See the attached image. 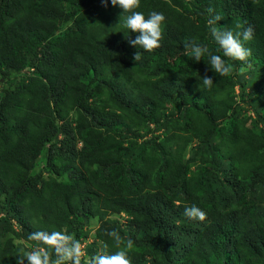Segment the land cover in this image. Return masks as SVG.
I'll return each mask as SVG.
<instances>
[{"label": "trees", "instance_id": "1", "mask_svg": "<svg viewBox=\"0 0 264 264\" xmlns=\"http://www.w3.org/2000/svg\"><path fill=\"white\" fill-rule=\"evenodd\" d=\"M209 8L217 27L253 28L250 66L225 57L220 76L190 58L186 41L223 55ZM136 10L166 17L151 52L111 0H0V264L42 246L35 231L83 243L92 219L86 260L116 251V230L132 264H264V0ZM193 204L204 221L184 215Z\"/></svg>", "mask_w": 264, "mask_h": 264}, {"label": "clouds", "instance_id": "2", "mask_svg": "<svg viewBox=\"0 0 264 264\" xmlns=\"http://www.w3.org/2000/svg\"><path fill=\"white\" fill-rule=\"evenodd\" d=\"M101 3L107 7L108 0H101ZM111 5L118 6L122 10L119 13V21L122 19L129 31L138 33L135 39H131L129 36L125 37L130 45L136 49L139 46L146 52H151L160 47V41L163 38L161 25L166 19L162 12L152 11L146 17L143 12L136 10L140 7V0H111ZM207 11L211 17L208 21L209 31L223 55L212 54L206 46L195 41H186L184 47L186 50H190L191 59L199 62L207 54L209 57L207 64L216 74L220 76L229 75L233 71V67L224 58L249 64L252 52L250 48L245 46V42L252 39L254 30L249 26L242 32L234 34L231 30L216 26L221 17L219 15L212 16L214 9L209 8ZM132 58L136 63L141 59V53L135 51ZM244 71L245 69L242 67L240 69L241 74ZM199 80V89L202 90L210 89L214 83L213 78L208 75L199 77ZM184 215L190 219L204 221L207 213L193 204L190 207H185ZM107 235L113 240L117 250L109 253L108 245L105 244L102 251L86 260L84 247L74 235H70L66 231H35L30 233L29 239L39 242L42 246L18 257L16 264H25V261L27 264H82V262L83 264H132L129 252L134 246V241L129 238L126 244L121 247L122 239L118 231H110Z\"/></svg>", "mask_w": 264, "mask_h": 264}, {"label": "rangeland", "instance_id": "3", "mask_svg": "<svg viewBox=\"0 0 264 264\" xmlns=\"http://www.w3.org/2000/svg\"><path fill=\"white\" fill-rule=\"evenodd\" d=\"M16 79H19L18 77H16ZM262 90H263V92H264V86H263V88H262ZM112 217H114V218H117V219H120L121 221H123V219H124V215H118V214H113L112 215ZM97 225H98V222H97V220L96 219H92L91 221H90V223H89V226H88V228H89V237H88V239L87 240H85L83 243H82V246L84 247V250H85V248H86V246L88 245V244H90L91 242H95V239L93 238V232H94V229L97 227ZM15 242H16V244H18V245H26L25 244V242L23 241V240H21V239H17V238H15ZM100 242L99 241H96V246H97V248L100 246ZM27 246V245H26ZM28 247V246H27ZM29 248V247H28ZM32 249H34L33 247L30 249L29 248V250L31 251ZM86 253V252H85Z\"/></svg>", "mask_w": 264, "mask_h": 264}, {"label": "built area", "instance_id": "4", "mask_svg": "<svg viewBox=\"0 0 264 264\" xmlns=\"http://www.w3.org/2000/svg\"><path fill=\"white\" fill-rule=\"evenodd\" d=\"M0 86H1V77H0Z\"/></svg>", "mask_w": 264, "mask_h": 264}]
</instances>
